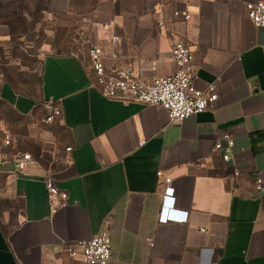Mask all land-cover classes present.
<instances>
[{
  "label": "crops",
  "instance_id": "crops-1",
  "mask_svg": "<svg viewBox=\"0 0 264 264\" xmlns=\"http://www.w3.org/2000/svg\"><path fill=\"white\" fill-rule=\"evenodd\" d=\"M256 1L0 0V102L23 120L22 151L37 163L22 174L30 178L0 172V264H84L62 245L106 223L109 264H264V193L254 191L255 176L264 179V28L245 10ZM185 9L189 21L172 17ZM178 38L194 53L196 88L215 87L204 112L170 123L160 107L106 100L93 87L89 43L106 65L149 81L175 72ZM47 100L62 113L50 125ZM223 135L234 141L227 163L212 152ZM46 170L68 193L54 214ZM166 177L186 222L158 223Z\"/></svg>",
  "mask_w": 264,
  "mask_h": 264
},
{
  "label": "built area",
  "instance_id": "built-area-1",
  "mask_svg": "<svg viewBox=\"0 0 264 264\" xmlns=\"http://www.w3.org/2000/svg\"><path fill=\"white\" fill-rule=\"evenodd\" d=\"M184 1L186 4L190 2V0ZM245 10L254 27L264 28V0L245 3ZM172 17L181 18L185 22L190 20L187 9L174 10ZM159 26H162V23H159ZM118 40L117 36L111 37L113 43ZM86 52L88 73L92 77L93 87L102 98L122 104L138 103L160 107L165 111L170 123H179L202 113L213 106L218 99L214 85H209L205 90L196 88L194 53L184 38L176 39L171 47L172 58L176 66L175 72L164 77H155L149 81L136 78L130 67L106 65L103 61V49L96 43H89ZM43 109L41 123L44 125H50L62 116L61 109L52 100L45 101ZM18 144L17 138L13 135L0 134V167L12 164L13 172L24 174L29 167L37 163L30 153L20 150ZM233 147V139L229 135H223L215 141L212 152L219 153L222 160L227 163L231 161ZM65 150L70 152L71 148L68 147ZM156 174L158 177L163 176L161 171ZM238 174L235 173L236 176ZM42 181L47 191L50 212L54 214L67 207L68 193L56 186L50 170L45 171ZM254 191L257 194L264 193V179L260 175L254 178ZM173 194L171 179L166 177L158 212L159 224L186 222L187 212L173 208ZM107 224L87 241H73L62 245L70 259L80 260L84 264H109L112 260V247ZM200 231L205 232V229H200Z\"/></svg>",
  "mask_w": 264,
  "mask_h": 264
},
{
  "label": "rangeland",
  "instance_id": "rangeland-1",
  "mask_svg": "<svg viewBox=\"0 0 264 264\" xmlns=\"http://www.w3.org/2000/svg\"><path fill=\"white\" fill-rule=\"evenodd\" d=\"M46 39H49V37L44 36L43 40H46ZM35 66H36L35 71L38 73L39 71L38 63L37 64L35 63ZM26 67L28 68L25 69ZM32 68H33V65L30 63L27 66L24 65L22 67V76H20V74H18V72H16L15 69L2 67L1 70L4 72L5 75H8L10 78H14V82H17L15 80V73H17L18 76L22 77V81H23L25 78H27V76L29 75V71ZM27 86L32 87L30 85H27ZM18 87L21 88V86H18ZM24 87L25 86L23 85L22 88L24 89ZM2 133H9L13 135L15 138H17L18 143H19L18 147L22 150L23 120L20 117L16 116L12 109L6 107L0 102V134Z\"/></svg>",
  "mask_w": 264,
  "mask_h": 264
},
{
  "label": "water",
  "instance_id": "water-1",
  "mask_svg": "<svg viewBox=\"0 0 264 264\" xmlns=\"http://www.w3.org/2000/svg\"><path fill=\"white\" fill-rule=\"evenodd\" d=\"M13 165L12 164H8L5 166H1L0 167V172H13ZM19 177L21 178H30L28 176L22 175V174H18Z\"/></svg>",
  "mask_w": 264,
  "mask_h": 264
}]
</instances>
